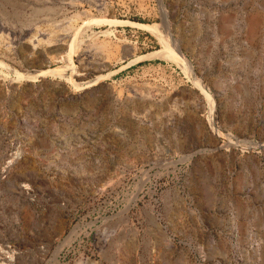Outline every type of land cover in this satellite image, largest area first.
<instances>
[{
    "label": "rangeland",
    "instance_id": "374dc122",
    "mask_svg": "<svg viewBox=\"0 0 264 264\" xmlns=\"http://www.w3.org/2000/svg\"><path fill=\"white\" fill-rule=\"evenodd\" d=\"M262 141L264 0H0V264H264Z\"/></svg>",
    "mask_w": 264,
    "mask_h": 264
},
{
    "label": "bare ground",
    "instance_id": "6f19581e",
    "mask_svg": "<svg viewBox=\"0 0 264 264\" xmlns=\"http://www.w3.org/2000/svg\"><path fill=\"white\" fill-rule=\"evenodd\" d=\"M111 24H118L119 21H116V20H109ZM135 25L145 29V30H148L152 33H154L156 36L159 37L160 41L162 42L163 44V47L164 49L162 51H159L156 53V55H159V56H164L170 60H172L173 62L175 61L176 64H180V66L182 65L183 67L184 66H187L188 64V60L185 56V54L182 52V49L180 47H178L176 44V42L173 40L172 36L167 34L166 31H164L163 27L159 24H153V25H147V24H140V23H134ZM166 33V34H165ZM72 52V51H71ZM72 55L68 53V56H63L62 58H66V57H71ZM72 59V58H71ZM66 60V59H65ZM188 67V66H187ZM64 69V68H63ZM61 70V69H60ZM60 70H45V71H39L38 74H36L37 76L34 77V78H37V77H45L46 75H51V74H55L56 73H59L61 72ZM65 70V69H64ZM78 70V69H77ZM76 70V71H77ZM81 71V70H80ZM62 73V72H61ZM59 75V74H58ZM34 76V75H33ZM46 78V77H45ZM65 78V77H64ZM72 78V77H71ZM31 79V78H30ZM96 82V81H95ZM100 82V81H99ZM75 83V82H74ZM78 85V84H77ZM76 85V86H77ZM80 85H87V86H82L83 88L82 89H85L87 87H89V85H91L90 82H85L83 84L80 83ZM196 85H198L200 88V83L199 82H196ZM78 87V86H77ZM79 88V87H78ZM80 89V88H79ZM202 91L204 92V94L206 95V98H209L210 99V96L209 94L207 95V93H205V91L203 90L202 88ZM212 102V100H211ZM212 104V103H211ZM213 130V129H212ZM216 130V129H215ZM218 130V129H217ZM218 132V131H217ZM220 132V131H219ZM220 134V133H219ZM221 135V134H220ZM223 135V134H222ZM247 146L251 147L253 149H256V148H263L264 149V141L262 142H255V143H246ZM77 234V233H76ZM73 236V235H72ZM72 237H70L71 239Z\"/></svg>",
    "mask_w": 264,
    "mask_h": 264
}]
</instances>
